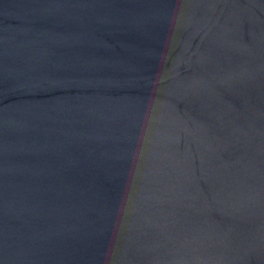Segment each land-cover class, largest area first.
<instances>
[{
	"label": "water",
	"instance_id": "1",
	"mask_svg": "<svg viewBox=\"0 0 264 264\" xmlns=\"http://www.w3.org/2000/svg\"><path fill=\"white\" fill-rule=\"evenodd\" d=\"M0 264H264V0H0Z\"/></svg>",
	"mask_w": 264,
	"mask_h": 264
}]
</instances>
